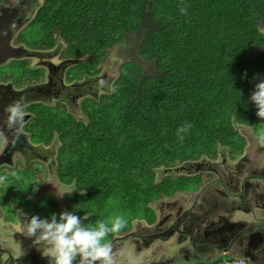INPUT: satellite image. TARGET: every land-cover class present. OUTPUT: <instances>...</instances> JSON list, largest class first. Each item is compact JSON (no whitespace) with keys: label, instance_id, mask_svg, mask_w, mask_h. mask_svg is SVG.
Returning <instances> with one entry per match:
<instances>
[{"label":"trees","instance_id":"obj_1","mask_svg":"<svg viewBox=\"0 0 264 264\" xmlns=\"http://www.w3.org/2000/svg\"><path fill=\"white\" fill-rule=\"evenodd\" d=\"M166 1L45 0L19 34L34 50L64 40L66 58L80 59L66 70L69 80L87 76L118 86L82 95L79 118L64 99L31 105L38 143L57 148V178L69 192L79 190L64 203L74 213L95 212L88 221L117 200L130 223L153 222L149 205L193 188L190 176L158 178L161 169L215 156L219 146L237 153L245 138L236 124L264 126L250 100L264 80V0ZM113 52L124 60L108 81L105 61ZM16 63L23 84L43 80L44 70ZM189 123L178 140L174 129ZM47 154L51 164L54 155Z\"/></svg>","mask_w":264,"mask_h":264},{"label":"rangeland","instance_id":"obj_2","mask_svg":"<svg viewBox=\"0 0 264 264\" xmlns=\"http://www.w3.org/2000/svg\"><path fill=\"white\" fill-rule=\"evenodd\" d=\"M14 1L16 0H13V2ZM28 1L32 2L29 3L24 10L21 11L19 18H22V20L21 22L16 23L18 28L16 29V32L14 34L13 42L16 44V46H22L26 49L34 51V49H31L29 46H27L26 42L21 41L20 39H18V37L21 31L24 30L26 26L36 17L38 10L45 0ZM27 29H25L24 31H26ZM66 47L67 45H65L64 40L57 37L55 45L52 48L40 50L37 49V52L35 51L36 54L25 57H22V55L18 59L11 58L8 59L10 61L7 60V63H0V82L4 83L2 81H5V84L11 82V84H8L12 86L14 85L13 87L17 86V84H19V86L23 84L25 71L22 70L21 66L16 63L17 61L24 62L20 64L26 65L27 68H40L44 70L45 76L43 80L37 83H47V66L51 65L54 68L53 65H56L58 67L61 64L64 65L65 59H70L66 58L67 56L63 54ZM123 60L124 57L118 58L113 52L111 59L108 58L105 61L104 73L106 75H109L108 81H111V78L118 74L119 68L122 64L121 62ZM79 61L80 59H77L76 61L72 60V62L66 63L65 67H67V65L69 64L70 66H72L73 63H78ZM10 63L12 65H8ZM63 72L66 73L65 71ZM91 81L92 79L87 76H85L83 79L78 77L69 80L68 76L65 75L64 85L62 88L63 91L59 89H48V87L46 86V89L44 87L41 88V92L36 88L32 89L33 91H30L31 94L28 103L26 104L27 106H30L36 103H41L49 107L54 106L59 99L65 98V103L66 105H68L70 111L76 113L77 117L79 118L81 117V96H97L98 93L101 92L97 88L99 79L93 80V83ZM27 84L31 83H25L24 85H22V87L26 86ZM53 91L56 92L54 93ZM26 116L28 117L26 118L25 125H27L29 121L35 117V113L31 109V112L27 113ZM30 128L32 133L33 129L31 126ZM235 128L236 130H238L240 135L245 138V146L243 150L237 153H233L230 148L219 146L218 153L215 156L202 157L194 162L188 161V164L180 163L170 167V169L164 168L161 169L160 172H158V178L165 177L167 175L190 176L189 181L191 186L189 188H193H188L189 190H179L174 194V196H165L162 199L156 201L154 204L149 205L154 209L156 214V218L153 222H149L147 218L135 217L130 223L128 211L122 209L117 200H111L108 203L104 210V215L96 214V218L98 219L88 221L95 212H90L86 215L82 212L74 213V210L67 207L64 203V198L68 193H65L62 197L58 196L64 192H69V190L64 186L65 184L61 183L58 180V173L56 169L51 166H57V162L55 159V155L57 152L56 147L47 146L44 148L39 146L41 148L40 154H42L43 156L45 155L46 151H51L53 153L54 156L51 157V165L48 164L47 159H41L43 160L41 161L39 157L34 158L31 154L29 155L28 151L26 152V158L17 153L16 158L19 161H17L18 167L16 165H13L12 167H2L0 169V175L8 174L7 183L10 184L6 189L4 185H0V205L3 206V211L0 208V244L3 247L8 248L10 245L7 244L4 239L11 235L12 232H16L22 235V239L29 238L23 235L24 225L26 219H30L34 215L39 216L42 219H50L52 214H56L58 217L61 212L69 210H71L75 215L82 218L83 216H87L88 219H86L84 223L90 226H94L99 220H107L109 217H114L117 215L122 216L126 220V226L119 233L110 234L107 237V240L111 242L116 241L115 238L117 237L122 238V236L127 235L130 230L134 232V236L141 235L144 236V238H148L150 234L156 233L157 224L163 222L162 227L163 229H165V227L170 226L175 221L179 214L188 212L186 210L190 208L191 210L195 208L194 212L191 211L195 215H201L207 217L208 219H214L212 221H218V223L221 222V219H219V214L230 215L231 219H239L240 222L241 220L243 222H247L253 219L256 223H264V206H262L264 205V139H262V137H264V126L255 129L245 124H236ZM25 132L27 133L26 135L30 137L27 129L25 130ZM58 135L59 134H56V138H54L53 140L54 143H60L58 140ZM30 139V144L32 142L35 147H38L37 135H34V137ZM36 163L38 164L36 165ZM40 164H42V167L39 166ZM13 172L16 173L15 176L11 175V173ZM248 174H253L259 177L257 179L248 180L251 187H255L257 191L255 192L249 190L247 196L242 200L240 199L241 197L238 198V195L236 193L237 191L239 192L242 188V185L246 183L243 177L247 176ZM241 176V182L239 183V185H237V188H235L236 178ZM233 179L234 183L232 185ZM198 182L199 185L201 184V187H199L198 189H194L197 187ZM26 186L29 188L28 191L30 192V194L31 191H33V197H31L32 201L30 199L27 200L26 195H24V193L26 192ZM74 192H79V190L75 188ZM255 193H258L256 197ZM40 197L43 198L38 201ZM252 198L262 199L258 200L256 203L255 201L250 202V199ZM54 204H56V207L52 206ZM236 206H240L242 210L234 212V208ZM12 212L13 215H11ZM24 213H26L28 216H26ZM14 214H17V216H15ZM170 218L173 219L168 221V219ZM262 227L264 229V224H262ZM14 228L16 231L13 230ZM169 234L171 233L168 232L166 235L169 236ZM167 238L160 237L163 243L170 241L169 239L167 240ZM130 239H132V236H127L124 239L122 238L121 242H125L128 240L127 242H130V244H132L133 241H130ZM175 241L177 242V238L175 239ZM21 244L25 245L24 241H21L20 245ZM19 250V248H16L14 250L15 255L19 252ZM127 250H129V248H127ZM39 252L41 253V251ZM236 256H238V253ZM226 257V255L223 256V258ZM219 258L222 257L220 256L215 259ZM246 258L247 262L251 264L252 259L250 257ZM178 262L179 263L177 264H184V261L178 260ZM124 263L125 260H121V264Z\"/></svg>","mask_w":264,"mask_h":264},{"label":"flooded vegetation","instance_id":"obj_3","mask_svg":"<svg viewBox=\"0 0 264 264\" xmlns=\"http://www.w3.org/2000/svg\"><path fill=\"white\" fill-rule=\"evenodd\" d=\"M8 1L10 0H0L1 12L4 9H12L9 7L12 5L8 4L7 3ZM21 1L23 3L25 2L26 6L32 2V1L29 2L28 0H21ZM19 10L21 13L22 11L21 8ZM17 22L18 20L12 19L13 36L11 42L15 46L16 44L13 42V39H14V34L16 32L15 29L18 27L16 24ZM32 54H36V53L26 51L22 57L29 56ZM70 60H74V59H70ZM8 61L4 63H7ZM8 65H12V64L10 63ZM2 82L5 83V81ZM8 83L11 84V82ZM33 83L27 84L26 86L33 85ZM22 85L19 86V84H17V86H15L14 88L15 89L22 88ZM4 97L5 96H0V103L3 102ZM26 112L27 113L31 112V105L26 107ZM5 116L6 113L0 116V129H2L3 127L2 121L6 118ZM29 124L30 121L27 125H25L23 135H21L19 139L16 141H13L12 134L10 132H7V130L5 129L7 134L6 138L8 142L5 144L3 142L5 140V137H0V169L2 167H12L13 165H16L18 167L19 161L16 158L17 153L26 158V152L28 151L29 155L31 154L32 157L34 158L39 157L40 160L48 159V157H50L47 154V151L45 152L44 156L40 154L41 153L40 147H44L43 145H41V143L39 144L37 142L38 147H35V145L32 144V142L30 144V140H31L30 138H32L34 134L33 131L31 133ZM26 129L28 130L30 137L26 135L27 134L25 132ZM29 155H28V159H29ZM37 164L38 163H36V165ZM194 165H200V164H194ZM257 178L259 177L253 174H248L247 176L243 177L246 183L242 185V188L239 192L237 191L236 194L238 195V198L241 197L240 199L243 200L247 196L249 190L255 192L257 191V189L255 187H251L250 182H248L249 179H257ZM241 179L242 176L236 178L235 188H237V185H239ZM233 183H234V179L232 180V185ZM25 189L26 192L24 193V195H26L27 200L29 199L31 200V197H33L32 196L33 191H31L30 194V192L28 191L29 188L26 187ZM257 195L258 193H255V197ZM41 198L43 197H40L38 201ZM261 199L262 198H252L250 199V202L255 201L257 203V201ZM2 207L3 206L0 205L1 210ZM222 210H226V209H222ZM241 210L242 209L240 206H236L234 208V212ZM186 211L188 212L184 214H179V216L175 219V221L170 226L165 227V229H163L162 227L163 222L157 224L156 233L150 234L148 238H144V236L141 235L134 236L133 234L134 232H132V230H130L129 233H127V235L122 236L123 239L126 238L127 236H132V239H130V241H133L132 244H130V242H127L128 240L125 241L127 243L121 242L122 238L120 237L115 238L116 241L111 242L114 250L119 251L123 249L129 255L138 258L139 264H177L179 263L178 260L184 262L192 261V260L209 261L225 253L232 256H236L237 253L238 255L244 254L252 259L253 264H264V229L262 227V224L264 223H256L253 219L247 222H243L241 220L240 222L239 219H231L230 215L219 214L220 210L218 214L220 217L219 219H221L220 220L221 222L218 223V221H212L214 219L211 218L208 219L205 216L195 215L193 213L195 211V208H193L192 210L190 208L187 209ZM69 212L72 211L69 210ZM24 214L28 216L26 213ZM11 215H13V212L11 213ZM14 215L17 216V214ZM172 219L173 218H170L168 219V221ZM13 230L16 231L15 228ZM168 232L171 233L169 234V236L166 235ZM160 237H164V238L168 237L167 240L169 239L170 241L163 243ZM22 238H23L22 235L16 232H12L11 235H9L4 239V241L10 246L6 248L0 244V264H50L48 257L43 256L39 252L40 250H38V248L33 245L32 238L31 240L30 238L27 239H22ZM174 238L175 239L177 238V242L175 241ZM14 240L16 246L14 244ZM21 241H24L25 245L24 244L20 245ZM16 248L17 249L19 248L20 250L15 255L14 250ZM127 248H129V250H127ZM122 260H125L124 264H128L126 259L122 258Z\"/></svg>","mask_w":264,"mask_h":264},{"label":"clouds","instance_id":"obj_4","mask_svg":"<svg viewBox=\"0 0 264 264\" xmlns=\"http://www.w3.org/2000/svg\"><path fill=\"white\" fill-rule=\"evenodd\" d=\"M181 11L185 12L186 9L182 8ZM97 88L100 91L106 88L109 92L118 90V86L108 84L103 79L99 80ZM250 100L258 109L257 117L264 119V80L255 85ZM26 107L24 98H21L13 101L4 109L6 118L2 121L0 137H5L3 141L5 144L8 142L5 129L12 134L13 141L23 135L27 115ZM191 127L192 125L189 123L178 128L176 132L178 140L183 141L184 135ZM47 161L50 164L49 159ZM11 175L15 176L16 173L13 172ZM7 181L8 174L0 175V185H4L5 189L10 185ZM73 190L75 189L58 196L62 197L65 193L70 194ZM86 219H88L87 216L82 218L69 211L61 212L58 217L56 214H52L50 219H42L34 215L30 219H26L23 235L32 238L33 245L41 251L43 256L49 258L50 264H121L122 258L126 259L128 264H139L138 258L129 255L123 249L114 250L111 241L107 240L110 234L119 233L126 226V220L122 216L117 215L109 217L107 220H99L94 226L86 225L84 223ZM224 255L227 257L223 258ZM221 257L209 261H223L228 257L247 260V256L244 254L232 256L225 253L221 254ZM202 261L207 260H192L183 263H201Z\"/></svg>","mask_w":264,"mask_h":264},{"label":"water","instance_id":"obj_5","mask_svg":"<svg viewBox=\"0 0 264 264\" xmlns=\"http://www.w3.org/2000/svg\"><path fill=\"white\" fill-rule=\"evenodd\" d=\"M7 3L12 5V6H9L12 9H4L2 12L0 10L1 12L0 13V63H4L8 59H11V58H19L26 51H30L32 53L36 51V50L31 51L29 49H26L25 47L15 46L12 44L11 42L12 36H13L12 19L13 20L15 19V20H18V22H21L22 18L21 19L19 18L21 14L19 9L21 8V10H24L26 8V5H25V2L23 3L21 0H16L14 2L13 0H10ZM68 62H72V60L67 59L65 60L64 65L61 64L58 67L56 65H53L54 68L51 65H48L47 66L48 73L46 75L48 77L47 83H40V84L37 83L33 85H28V86H25L19 89H15L12 85L0 82V96H5L3 99V102L0 103V116L2 114H5L4 109L15 100L24 98V102L28 103V100L31 94L30 91H33L32 89L36 88L38 91H40L42 87L45 88L46 86L48 87V89L62 90L63 85H64V78L66 75V73H64L63 71L66 72V70L70 67V64L67 65V67H65L66 63ZM73 64H76V63H73ZM53 92L55 93L56 91H53ZM63 99L65 100V98H62L60 100L63 101ZM27 117L28 116L25 117V121Z\"/></svg>","mask_w":264,"mask_h":264},{"label":"built area","instance_id":"obj_6","mask_svg":"<svg viewBox=\"0 0 264 264\" xmlns=\"http://www.w3.org/2000/svg\"><path fill=\"white\" fill-rule=\"evenodd\" d=\"M189 264H249L244 258H232L228 257L223 261H202L201 263H189Z\"/></svg>","mask_w":264,"mask_h":264},{"label":"bare ground","instance_id":"obj_7","mask_svg":"<svg viewBox=\"0 0 264 264\" xmlns=\"http://www.w3.org/2000/svg\"><path fill=\"white\" fill-rule=\"evenodd\" d=\"M149 1V0H148ZM159 1V0H158ZM166 1V0H165ZM167 2V1H166ZM166 2H164V3H166ZM170 2V1H169ZM175 3V2H174ZM165 5V4H164ZM50 105V104H49ZM177 126V125H176ZM55 130V129H54ZM170 130H172V129H170ZM175 130H177V129H174V131ZM173 132V131H172ZM58 133H59V131H58ZM165 133V132H164ZM122 134V133H121ZM128 134V133H127ZM173 135H175L174 133H173ZM128 137V136H127ZM125 138H126V136H125ZM59 139V138H58ZM129 140V139H128ZM177 145V144H176ZM152 146V145H151ZM37 154V153H36ZM176 156V155H175ZM61 161V160H60ZM63 162V161H62ZM58 164V163H57ZM200 180V179H199ZM198 186V185H197ZM86 188V187H85ZM50 191V190H49ZM73 192V191H72ZM53 193V192H52ZM257 235V234H256Z\"/></svg>","mask_w":264,"mask_h":264}]
</instances>
